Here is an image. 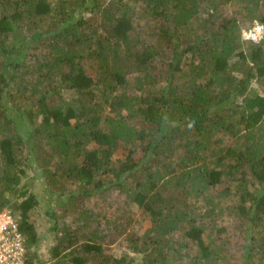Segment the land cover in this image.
<instances>
[{
    "label": "trees",
    "instance_id": "16d2710c",
    "mask_svg": "<svg viewBox=\"0 0 264 264\" xmlns=\"http://www.w3.org/2000/svg\"><path fill=\"white\" fill-rule=\"evenodd\" d=\"M256 21L264 0H0V212L26 264H135L84 204L106 189L150 223L122 233L141 264H264V38H242ZM28 170L71 213H47L48 261Z\"/></svg>",
    "mask_w": 264,
    "mask_h": 264
},
{
    "label": "rangeland",
    "instance_id": "374dc122",
    "mask_svg": "<svg viewBox=\"0 0 264 264\" xmlns=\"http://www.w3.org/2000/svg\"><path fill=\"white\" fill-rule=\"evenodd\" d=\"M254 86L258 88L261 93H264V87L262 85L254 83ZM71 96L72 95H69L68 97ZM124 155L125 153L121 149L117 152L115 159L122 158ZM21 185L22 190L26 189L30 193L38 195L41 203L43 204L42 206L31 210L30 221L35 225L38 233L39 258L48 261L50 257L49 248L54 243V234L50 231L53 222H51L50 215L47 213L49 211H57L58 220L62 223H69L72 220L71 213H64L62 207L59 205L60 200L57 199V196L49 195V192L45 187L44 180L39 178L38 174H34L32 171L28 170L27 177L24 178ZM84 204L89 210H93L95 215L101 216L100 219L104 223L102 228H108L105 226V219L103 216H107V219H110L112 222V225L109 226L110 229L107 232L110 236L109 241L114 240V242L109 243L106 246L107 253L115 256L116 258H132L134 259L135 264H141L143 256L132 252L129 248L128 242L126 241V235L122 234L123 230H129V232L135 231L142 236L150 227L149 221L141 217L138 207L127 202L125 196L112 189H106L103 193L93 197L92 199L85 200ZM18 215L19 214H17V216ZM129 223L131 224L130 226H128ZM218 223L219 228H225L223 240L226 241L227 238H230L233 242L232 247H230L231 251L237 253L238 258L241 255L238 241V223L226 214L224 217L219 219ZM114 225L117 228L116 230H114ZM34 249L35 248H31V251Z\"/></svg>",
    "mask_w": 264,
    "mask_h": 264
},
{
    "label": "built area",
    "instance_id": "2783aa9c",
    "mask_svg": "<svg viewBox=\"0 0 264 264\" xmlns=\"http://www.w3.org/2000/svg\"><path fill=\"white\" fill-rule=\"evenodd\" d=\"M244 41L259 43L264 38V24L256 21L243 31ZM26 238L20 230L19 222L9 211L0 212V264H26Z\"/></svg>",
    "mask_w": 264,
    "mask_h": 264
}]
</instances>
